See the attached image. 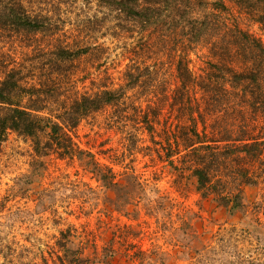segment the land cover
Wrapping results in <instances>:
<instances>
[{
  "label": "rangeland",
  "instance_id": "1",
  "mask_svg": "<svg viewBox=\"0 0 264 264\" xmlns=\"http://www.w3.org/2000/svg\"><path fill=\"white\" fill-rule=\"evenodd\" d=\"M22 2L46 21V28L0 32V80L6 71L20 70L26 87L35 85L51 97L49 109L57 108L55 99L61 105L96 92L101 83L123 86V72L133 61L146 82L127 91L125 105L84 117L70 133L81 149L112 169L117 185L105 186L75 158L35 156L30 140L15 133L0 143V264H68L79 248L80 257L94 264H264V118L259 120L258 157L243 153L232 162L255 176L238 186L242 207L229 213L202 201L193 178L174 170L165 161V150L154 143L166 146L165 131L174 129L175 117L182 114L171 98L176 60L160 45L142 54L150 33L120 32L108 0ZM241 23L264 41L248 15H242ZM87 46L104 50L76 59L60 53ZM189 58L197 76L207 52L194 49ZM164 94L169 99L150 135L133 106L144 112L147 100ZM120 109L127 118L117 124L113 120ZM68 233L66 248H61L59 240Z\"/></svg>",
  "mask_w": 264,
  "mask_h": 264
},
{
  "label": "trees",
  "instance_id": "2",
  "mask_svg": "<svg viewBox=\"0 0 264 264\" xmlns=\"http://www.w3.org/2000/svg\"><path fill=\"white\" fill-rule=\"evenodd\" d=\"M106 6L115 14L120 32L150 33L140 47L142 54L160 45L161 51L176 60L171 98L182 114L175 117L174 129L165 131L166 146L154 141L165 150V161L181 176L188 173L193 178L202 201L229 213L239 210L242 190L238 186L253 182L255 176L248 167H235L232 162L243 153L258 157L259 120L264 118V41L244 28L241 19L248 15L264 33V0H108ZM45 28L46 21L32 14L22 0H0V32L9 35ZM194 49L206 50L208 59L197 76L189 68V54ZM93 50L102 54L104 49L87 46L76 51L61 49L60 53L76 59ZM134 54L140 58L139 53ZM138 64L126 65L123 86L109 88L101 83L96 92L83 93L61 105L55 99V109L47 107L51 97L46 91L35 85L26 87L20 70L6 71L0 80V143L15 133L30 140L35 156L75 158L105 186L117 185L112 169L81 149L70 133L84 117L107 106L125 105L127 91L146 82ZM144 70L149 76L148 68ZM168 99L164 94L155 101L147 100L144 112L133 106L150 135H154L152 122ZM119 111L122 113L113 120L117 124L127 118L126 110ZM132 118L136 119L135 114ZM69 235L59 240L61 248H66ZM81 250H73L68 264H94L93 259L80 257Z\"/></svg>",
  "mask_w": 264,
  "mask_h": 264
}]
</instances>
